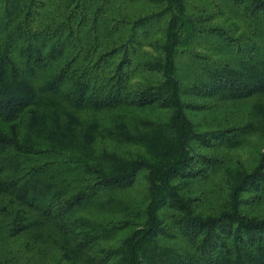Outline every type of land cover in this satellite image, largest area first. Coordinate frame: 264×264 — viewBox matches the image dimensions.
<instances>
[{
    "label": "trees",
    "instance_id": "trees-1",
    "mask_svg": "<svg viewBox=\"0 0 264 264\" xmlns=\"http://www.w3.org/2000/svg\"><path fill=\"white\" fill-rule=\"evenodd\" d=\"M215 7L0 0V264L50 247L56 264H264V152L226 168L223 202L205 206L197 186L223 164L215 148L264 132V101L243 125L195 119L210 99L264 95V0ZM117 108L169 115L105 127ZM107 133L128 147L110 149ZM141 175L137 204L124 193ZM94 204L123 216L81 214Z\"/></svg>",
    "mask_w": 264,
    "mask_h": 264
},
{
    "label": "rangeland",
    "instance_id": "rangeland-1",
    "mask_svg": "<svg viewBox=\"0 0 264 264\" xmlns=\"http://www.w3.org/2000/svg\"><path fill=\"white\" fill-rule=\"evenodd\" d=\"M217 3L222 4L223 0H198V4L201 8L205 12L210 13H213ZM213 16L215 17L214 21L216 22L229 25L234 22L233 18L229 17V14L226 12L214 13ZM144 50L148 53L155 52L152 47L147 46ZM205 50L211 51V48L207 47ZM212 54L216 56L219 53L213 51ZM140 78V75H136L134 81H138ZM258 101H264V95L254 96L244 100L210 99L206 101V111L198 113L195 119L202 128L209 127L211 123H215V125H243L255 119L253 116L255 112L254 106ZM101 115L103 118V125L105 127L113 128V121L125 119L133 126L136 124H143V121L150 119L167 120L169 114L167 111L160 109L138 110L117 108L112 112H102ZM101 140L104 142L103 144L110 149H123L128 147V144L121 141L116 133H107ZM260 152H264V132L261 130H255L244 134L239 145L219 146L215 148L213 153L222 159L223 164L213 171L207 179L197 185L203 190V193L201 194V202L204 203L205 206H210L212 203L216 204L218 202H223V199L229 193L227 181L224 176L226 168H235L241 165L251 167L258 162ZM30 163L31 161H27L25 162V165ZM146 186L144 176H139L134 187L124 193L125 197L132 199L137 204H142L143 202L148 201V190ZM114 208L103 209L100 205L94 204L83 210L81 214L99 219L121 218L123 215ZM256 209L264 214V206H258ZM123 234L124 232L120 233L119 236H122ZM41 252L42 253L36 251L31 255L33 264H56L57 252L54 248L50 247L46 250L42 249Z\"/></svg>",
    "mask_w": 264,
    "mask_h": 264
}]
</instances>
